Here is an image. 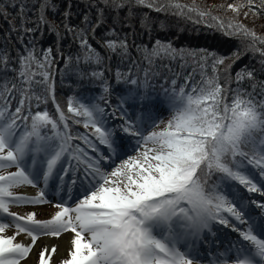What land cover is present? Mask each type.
I'll list each match as a JSON object with an SVG mask.
<instances>
[{"label": "snow or ice", "instance_id": "1", "mask_svg": "<svg viewBox=\"0 0 264 264\" xmlns=\"http://www.w3.org/2000/svg\"><path fill=\"white\" fill-rule=\"evenodd\" d=\"M10 6L17 9L12 20L6 6L0 4V17L9 24V35L15 32L23 44L26 34L47 29L57 40L55 54L52 46L38 53L35 38L28 40L15 58L0 48V264H21L41 236L59 237L68 232L74 235L68 258L61 264H197V243L207 240L213 223L230 227L241 238L226 249L228 260H218V264H264V215L257 220L251 207L264 214V199L226 193L218 184L208 187V178L220 173L221 180L233 181L247 193L264 197V80L258 79L264 73V35L240 18L264 15V0H233L207 7L196 0L191 4L180 0H95L90 6L97 16L92 20L85 14L82 27H70L68 13L64 21L57 22L54 0H35L31 6L27 0H18ZM138 8L171 14L226 37L240 38L243 52L237 48L222 55L207 49H177L170 40L155 39L151 47L137 46L141 62L131 61L143 73L142 80L132 67L127 73H115L118 84L129 85L121 89L112 112L115 119L120 111L121 123L109 126L105 107L76 97L67 101V112L72 114L67 116L55 96L57 58L63 59L60 28L79 42L82 55L75 58L77 63L101 65L104 56L89 43L88 33L95 36L97 29L108 24L110 15L112 23L100 37V47L107 50L109 58L116 55L123 61L130 57V42L128 35H118L117 25L134 35L133 25L139 18L140 26L148 34L151 31L150 17L138 13ZM214 8L233 15H217ZM160 29L165 30V25L160 24ZM249 52L253 58L259 57L260 67L246 65L233 76V65ZM163 60L180 61L181 69L191 61L199 69L200 80L193 82L189 73L178 84L179 73L169 64L157 63ZM78 75L101 80L104 95L99 99L105 105L110 103L107 97L115 89L104 79L103 71ZM157 78L162 81L159 91L151 83ZM49 99L55 105V115L40 107ZM164 110L170 115L157 123ZM70 119L91 131L73 133ZM149 122L154 130L145 134ZM127 137H138L136 155L127 156L115 167L105 165V161L126 154ZM13 167L15 171H6ZM78 180L75 206L62 199L54 204L57 210L49 219H38L36 212L21 215L10 211L13 204L49 203L45 190L50 181L71 200ZM41 183L36 196L13 191ZM232 220L245 227H237ZM9 228H14V233L5 235ZM21 235L30 238V243L19 242ZM55 252V247H44L37 264H51Z\"/></svg>", "mask_w": 264, "mask_h": 264}, {"label": "trees", "instance_id": "2", "mask_svg": "<svg viewBox=\"0 0 264 264\" xmlns=\"http://www.w3.org/2000/svg\"><path fill=\"white\" fill-rule=\"evenodd\" d=\"M18 0H0V4L6 6L7 11L11 14L8 19L12 20V17L15 16L17 9L12 8L10 5L12 3H17ZM29 6H31L35 0H27ZM95 0H54L56 4L55 17L57 22L65 20V13H68L66 22L71 26H80L82 18L87 14L90 19L95 20L97 16L96 9L91 7ZM181 3L191 4L192 0H180ZM233 0H196V3L201 7H207L210 5H220L231 3ZM141 15L147 13L151 21V31L150 34L146 32L139 24V18L134 22L135 34L129 33L127 28H121L117 25L118 35L124 36L128 35L130 42V57H125L123 61L116 55H112L109 58V54L106 49L100 47V37L107 34V28L112 23L111 16L109 15L108 24L101 26L97 29L95 36L91 32L88 33L89 43L92 44L103 56L104 60L101 65H86L83 61L77 63L76 57L82 55V50L79 46L78 40H74L71 32L65 34L64 29L61 27L60 32L64 37L60 40L59 43V52L62 53L63 59L59 56L57 58V68L55 76V96L56 101L59 103L61 109L65 114L71 117L72 114L67 112V101L70 97H76L82 100L84 103H87V99H93V102L103 104L104 102L99 99L101 95H104L101 87V80L85 77L80 78L78 73H91L92 71H103L104 79L107 80L108 84L113 87L114 92L107 97L110 101V105L116 109V106L119 101V93L122 88H127L129 85L118 84L115 80V73L119 70L122 73H127L129 68L132 67L133 74H138L143 79V73L139 72L138 69L132 66L131 61L135 60L138 63L141 62V53L138 51L137 46L147 45L152 46L155 39H161L164 41H171L173 47L180 49H207L209 51H214L218 54L229 55L237 48H240L243 52V45L240 38L237 37H226L220 32L215 31L214 29L208 28L203 24H194L191 21L185 20L183 18L166 14V13H157L151 11L147 8H138L136 9ZM214 13L222 16H231V12H225L223 8H214ZM32 16V19L35 20L36 17L32 13H29ZM49 19H52L53 12L49 10L47 12ZM124 16L125 13L120 14ZM245 24L250 28H254L258 34L264 35V15H261L259 18H249L245 19L243 16L240 17ZM18 23V20L16 21ZM160 24L165 25V30L160 29ZM33 26V25H29ZM35 38L36 48L38 50L52 46L54 49V54L56 52V40L55 35H51L47 32V29H43L42 33L35 34H26L24 38V43L22 44L15 32H12L9 35V24L0 17V48H6L7 51L12 55L13 58L17 55L18 51H22L24 44L28 40ZM113 38V37H109ZM72 57V60L69 61L67 58ZM259 57L253 58L252 53H247L242 55V58L236 61L232 67L233 76L236 71H239L244 66L255 65L256 68H259L260 65L257 62ZM158 64H169L172 67L175 73H179V78L177 80L178 84L183 83V77L189 73L193 74V82L200 80L199 69L196 68V65L189 61L188 65L181 69L180 61H157ZM231 63V61H228ZM145 66V65H141ZM196 68V71L193 72V69ZM162 72L166 73V69H161ZM171 75L170 73H166ZM258 79L264 80V73L259 74ZM162 81L157 78L156 80H151V83L155 86L156 90H160V83ZM223 82V74L222 81ZM247 86V82H245ZM37 91L40 90L39 86ZM235 87V85H233ZM249 90H251L249 88ZM15 104V101H13ZM41 109L47 108L50 114L55 115V107L51 99H49L46 105H41ZM35 110V109H34ZM81 119V118H77ZM70 129L75 133L79 132H90V129H84L82 123L77 125L73 124L71 119L69 120ZM23 127L21 128V131ZM247 151L248 149L245 148ZM230 160V158H228ZM238 160L240 158H237ZM220 173H214L211 177L208 178V187H211L214 184H217L220 179Z\"/></svg>", "mask_w": 264, "mask_h": 264}, {"label": "rangeland", "instance_id": "3", "mask_svg": "<svg viewBox=\"0 0 264 264\" xmlns=\"http://www.w3.org/2000/svg\"><path fill=\"white\" fill-rule=\"evenodd\" d=\"M89 102H93V99H87V103ZM101 106H103V104H101ZM105 107L106 112L109 111V108L107 106H103ZM167 105H164V108L167 109ZM128 116L132 115V111L128 110L127 112ZM138 115V113H137ZM170 115V112L168 110H164L160 113L157 123L159 122V120H166L168 118V116ZM112 119V118H111ZM109 119V120H111ZM121 123V115H120V111H118V114H116V118L114 120V124H119ZM160 127H163V125L161 124ZM154 130L152 127V123L149 122V125L147 127V130L145 132V134H147V131H152ZM155 130H159V129H155ZM138 139V137H137ZM133 141L132 139H129V141L132 144H125L126 148L129 151L134 148L133 152H131L130 154L121 156L119 158H114L113 160L110 161H105V165H111V167H115L117 166L122 159L127 158V156H132V155H136V149H137V144L136 141ZM133 142H135V144H133ZM101 148L103 146H100ZM16 169L13 168H9L6 171H15ZM106 170L110 171L111 168H106ZM218 185H220L221 190L227 192L230 191H235L239 194H243V190L241 188L238 187V185L236 183H233L232 181H228V180H222L219 181L217 183ZM42 183L38 186V187H31V186H20L18 188L13 189V191L16 194L19 195H25V196H36L38 191L40 190V187H42ZM79 187V180L77 181V185L74 187V190H77ZM61 188V187H60ZM59 186L56 187L55 189H60ZM50 192V195H47L46 193V199L49 200V203L46 204H38V205H33V204H21L19 206L13 204L10 206V211L12 212H16L18 214H26L27 212H36L37 214V218L38 219H49L51 217L52 214H54V212L57 210L56 208H54V204L61 202L60 200H58V198L56 197L57 194L52 195V193L54 192V188L52 187V182L50 181L49 187L48 189L45 190V192ZM76 194V193H75ZM255 195L253 196V199H256L258 201L264 199V197H261L259 194L254 193ZM77 195V194H76ZM244 195V194H243ZM231 199V197H230ZM65 201V200H64ZM75 202H77L76 200H74V202H70L68 203V205L70 206H75ZM260 214V210L257 209V211L254 213V215H256V217ZM227 215V214H225ZM8 220H10L11 218H7ZM257 220H259V218H257ZM232 223L235 224L237 227L240 228H244V225H240L238 222L232 220ZM211 232H208L206 234L207 238L212 239V241H208V247L205 248V241L201 240L197 243V251L199 253V259L197 264H218V260H228L229 257V253L226 251V249H228L230 241L232 244H236L237 242V237L239 236L238 232H234L232 231V229L230 227H228V230L230 231V233H220L218 231L219 226H211ZM227 228V227H226ZM15 229L14 228H9L8 230H6L5 235H12L14 233ZM233 233V234H232ZM74 234L68 232V233H62L59 237H53V236H41L35 246L32 249V252L29 254L30 258L29 260L25 263V264H37L38 261V254L41 251V249H43L44 247H48L49 249H51L52 247L56 248V257L51 259V264H61V261L63 259L68 258L69 255V250L71 248V244H70V240L73 237ZM22 236V235H21ZM19 236L17 237V240L19 242H24V243H30V238L26 237V236ZM215 237L217 239H215ZM215 240V242H214ZM60 241V242H59ZM65 241V245L61 242ZM213 244V248L211 250L210 245ZM183 250V249H182ZM234 251V249H233ZM53 256V255H52ZM26 260V259H25ZM25 260L21 261V263H23ZM229 264H231V262L229 261Z\"/></svg>", "mask_w": 264, "mask_h": 264}, {"label": "bare ground", "instance_id": "4", "mask_svg": "<svg viewBox=\"0 0 264 264\" xmlns=\"http://www.w3.org/2000/svg\"><path fill=\"white\" fill-rule=\"evenodd\" d=\"M107 105H109V104H107ZM107 113L108 114H111L112 113V111H111V109L109 108V111H107ZM108 117L109 118H111V116H109L108 115ZM113 119V118H112ZM114 121H112L111 123H110V126L112 125V123H113ZM128 138V137H127ZM126 138V139H127ZM255 194L254 193H247V194H245V196H249L250 198H253V196H254ZM223 231H225L226 233H230V231L229 230H227V229H223ZM233 234V233H232ZM23 236V235H22ZM21 236V237H22ZM239 238V237H238ZM240 239V238H239ZM60 242V241H59ZM62 243V246H63V244L65 245V241L64 242H61ZM245 243V242H244ZM56 252L53 254V256H52V258H53V260H54V258L56 257ZM29 258H30V256H28V258L23 262V263H21V264H25L28 260H29Z\"/></svg>", "mask_w": 264, "mask_h": 264}]
</instances>
